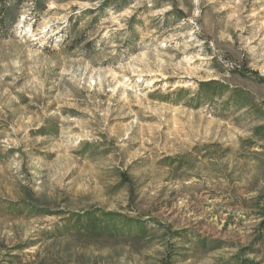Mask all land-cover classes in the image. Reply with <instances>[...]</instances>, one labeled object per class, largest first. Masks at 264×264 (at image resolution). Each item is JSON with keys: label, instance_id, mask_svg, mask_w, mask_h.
<instances>
[{"label": "rangeland", "instance_id": "rangeland-1", "mask_svg": "<svg viewBox=\"0 0 264 264\" xmlns=\"http://www.w3.org/2000/svg\"><path fill=\"white\" fill-rule=\"evenodd\" d=\"M0 264H264V0H0Z\"/></svg>", "mask_w": 264, "mask_h": 264}, {"label": "trees", "instance_id": "trees-1", "mask_svg": "<svg viewBox=\"0 0 264 264\" xmlns=\"http://www.w3.org/2000/svg\"><path fill=\"white\" fill-rule=\"evenodd\" d=\"M102 2L103 7H107L113 2H121L122 0H97ZM261 80V79H260ZM127 180V178H125ZM128 182V181H127ZM104 216L107 218H113L115 216L114 213H104ZM93 220H95V217L91 218V221L88 222L87 224L83 225L82 227H77V226H71L68 227L70 228L69 230H75L76 234L78 235H88V236H93V237H98L102 234L103 229H97V226L94 225ZM74 232V231H73Z\"/></svg>", "mask_w": 264, "mask_h": 264}]
</instances>
